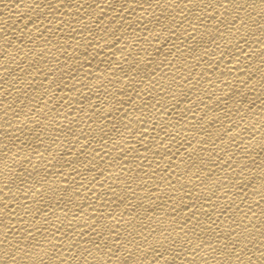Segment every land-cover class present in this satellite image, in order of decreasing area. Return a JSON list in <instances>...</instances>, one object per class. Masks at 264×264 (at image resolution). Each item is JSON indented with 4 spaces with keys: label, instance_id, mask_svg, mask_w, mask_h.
Instances as JSON below:
<instances>
[{
    "label": "bare ground",
    "instance_id": "obj_1",
    "mask_svg": "<svg viewBox=\"0 0 264 264\" xmlns=\"http://www.w3.org/2000/svg\"><path fill=\"white\" fill-rule=\"evenodd\" d=\"M0 264H264V0H0Z\"/></svg>",
    "mask_w": 264,
    "mask_h": 264
},
{
    "label": "snow or ice",
    "instance_id": "obj_2",
    "mask_svg": "<svg viewBox=\"0 0 264 264\" xmlns=\"http://www.w3.org/2000/svg\"><path fill=\"white\" fill-rule=\"evenodd\" d=\"M98 247V246H97Z\"/></svg>",
    "mask_w": 264,
    "mask_h": 264
}]
</instances>
